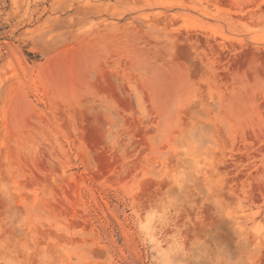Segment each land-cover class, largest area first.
Here are the masks:
<instances>
[{
    "label": "rangeland",
    "instance_id": "1",
    "mask_svg": "<svg viewBox=\"0 0 264 264\" xmlns=\"http://www.w3.org/2000/svg\"><path fill=\"white\" fill-rule=\"evenodd\" d=\"M0 264H264V0H0Z\"/></svg>",
    "mask_w": 264,
    "mask_h": 264
}]
</instances>
